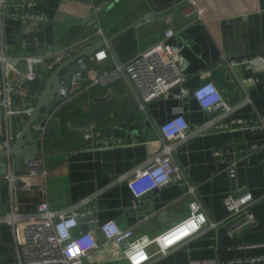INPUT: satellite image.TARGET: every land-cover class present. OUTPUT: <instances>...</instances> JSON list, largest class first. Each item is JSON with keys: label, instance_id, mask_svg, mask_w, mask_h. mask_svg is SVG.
<instances>
[{"label": "crops", "instance_id": "crops-1", "mask_svg": "<svg viewBox=\"0 0 264 264\" xmlns=\"http://www.w3.org/2000/svg\"><path fill=\"white\" fill-rule=\"evenodd\" d=\"M33 1L44 22L16 20L7 13L0 17L2 50L10 60L19 61L21 73L28 57L54 55L77 43L82 49L139 18L175 7L144 20L112 43L124 65L161 41L166 30H173L175 36L167 44H186L178 62L184 83L142 110L123 79L106 86L91 85V79L118 65L115 59L108 57L91 66L83 89L62 106L55 105L48 118L36 121V126L44 128L40 143L32 129L45 160V179L19 175L25 186H13L11 193L0 179V217L9 214L12 205L18 213L29 214L46 202L53 212L76 215L79 226L74 235L87 231L95 236L99 247L84 264H128L123 255L126 244H104L99 232L102 224L112 221L120 229H130L134 239H154L186 219L196 199L208 223L217 227L204 225L163 256L158 255L157 244L151 245L147 264H251L264 258V132L240 129L239 124L253 125L258 114L264 115V69L227 66L229 60L264 53V0H193L194 5L186 0ZM205 83L219 89L234 109L231 114L222 117L198 106L191 93ZM181 90L189 96L179 99ZM26 95V91L18 93L21 100ZM19 107L14 103L12 109ZM178 114L189 126L187 138L169 145L184 180L135 198L122 177L161 155L159 129ZM16 117L6 120L0 106V151L19 131L13 126ZM210 122L214 123L204 133L196 132ZM87 134L92 138L85 139ZM231 165L234 177L229 175ZM11 166L14 174L13 159ZM246 195L253 198L254 225L229 218L224 205L228 197ZM229 228L234 230L233 237L228 235ZM0 264H15L11 228L3 223Z\"/></svg>", "mask_w": 264, "mask_h": 264}, {"label": "built area", "instance_id": "built-area-1", "mask_svg": "<svg viewBox=\"0 0 264 264\" xmlns=\"http://www.w3.org/2000/svg\"><path fill=\"white\" fill-rule=\"evenodd\" d=\"M186 1L190 5H194L193 0ZM2 13H7L8 17L16 20L45 21V17L36 11L33 0H0V17ZM196 14L200 16L198 11ZM174 36L173 30H166L163 39L152 48L137 53L126 64L116 65L113 70L94 77L91 79V85L106 86L123 79L130 90L135 92L139 108L145 110L151 102L169 94L184 83V76L178 62L179 54L184 50L186 44L182 43L179 47L168 45L167 40ZM80 45L81 43H77L54 55L28 57L24 59V72L21 73L18 68L19 61L7 58L0 44V64L3 67V82L0 84L2 106H0L4 109L5 119L7 120L13 115L27 118L33 109V106L24 103V100H21L20 109H12L14 106L13 96L18 95L22 80L32 81L35 78H41L40 75L44 71L45 73L53 72L64 61L65 56L71 51L79 49ZM108 57H111L108 48L102 49L90 58V62L100 63L107 60ZM77 66V73L72 75L68 86L59 90L56 100L65 102L83 89L82 83L86 81L87 66L83 60H79ZM227 66L230 69L241 66L246 70L264 69V53L253 57L229 60ZM11 75L14 76V80H8ZM188 96L187 91L181 90L178 98L184 99ZM191 96L202 110L209 113H220L222 117H225L234 110L225 103L221 92L213 83L201 85L191 93ZM213 123L204 125V130L197 128L196 132L204 133ZM239 124L240 129L264 132V115L258 114L257 121L253 125L251 123L249 125ZM33 128L37 132L40 143L44 128L35 124ZM188 130L189 126L181 114L174 116L160 127V141L163 144L161 155L152 159L144 167L134 169L122 177L126 179L127 186L135 198H141L154 189L184 180L181 170L174 163L173 149L169 143L184 141L187 138ZM91 138V134L85 135V139ZM7 166L6 174L0 176V179L7 183L8 191L11 193L14 180L21 179V176H14L10 162H7ZM24 175L30 178L45 179L47 171L44 157L39 154L25 159ZM229 175L230 177L235 175L233 165L229 169ZM188 191L194 195V190L191 187L188 188ZM252 204L253 198L250 195L238 199L228 197L224 203L229 218L242 222L244 225L255 224V217L250 212ZM208 222L201 205L194 199L190 204V215L154 239L146 237L134 239L130 229H120L112 221L102 224L99 232L103 237L104 244L112 243L117 247L126 244L123 255L128 264H147L150 260L147 254L148 247L157 244L158 255H166L180 242L197 234L204 225L208 224L211 229L217 227V224ZM0 223L11 228L15 248V264H84V259L99 247L92 233L73 234L79 226L75 214L53 212L46 202L40 204L35 212L29 214L18 213L12 205L9 214L0 217ZM233 234L234 230L229 228L228 235L233 237ZM249 263L261 264L264 263V258L253 259Z\"/></svg>", "mask_w": 264, "mask_h": 264}, {"label": "water", "instance_id": "water-1", "mask_svg": "<svg viewBox=\"0 0 264 264\" xmlns=\"http://www.w3.org/2000/svg\"><path fill=\"white\" fill-rule=\"evenodd\" d=\"M174 8L175 7H171L160 12L148 14L146 17L137 19L109 38L101 39L87 47L82 48L76 55H67L65 60L47 77L35 78L32 81L24 79L20 86V91H26L27 95L35 100V105L20 130L16 133L14 139L9 140L4 149L0 151V176H4L6 174L8 167L7 162L11 163L12 159L14 174L17 176L23 175L24 160L40 154L36 139L32 133L33 126L39 118L45 119L48 117L59 90L68 86L72 75L77 73L78 66L76 65V62L78 60L89 59L95 53L100 52L104 47H108L110 55L113 59H115L117 64L120 65V60L113 47V40L121 34L131 30L144 20L165 14ZM5 184L7 185L6 182ZM13 185L16 188H23L25 186L20 178H16ZM3 187L7 188L8 185ZM83 233H87V231H83Z\"/></svg>", "mask_w": 264, "mask_h": 264}, {"label": "trees", "instance_id": "trees-1", "mask_svg": "<svg viewBox=\"0 0 264 264\" xmlns=\"http://www.w3.org/2000/svg\"><path fill=\"white\" fill-rule=\"evenodd\" d=\"M131 30H129L127 33H129ZM108 48V47H107ZM80 49V48H79ZM81 51V49L80 50H78V51H71L70 53H68L67 55H71V56H74V55H76L77 53H79ZM108 53H109V48H108ZM110 54V53H109ZM66 55V56H67ZM66 56H65V58H66ZM111 56V55H110ZM112 57V56H111ZM112 59H113V57H112ZM65 60V59H64ZM80 60H83V61H85V63H86V66H87V70H86V72L90 69V67L92 66H94V65H96L97 63H91L90 62V58L89 59H80ZM79 61V60H78ZM77 61V62H78ZM77 62H76V65H77ZM59 66V65H58ZM57 66V67H58ZM56 67V68H57ZM55 68V69H56ZM113 68H107L106 70H105V72H108V71H111ZM85 72V73H86ZM52 73V72H51ZM51 73H47L46 75H44V74H42V75H40L41 77H47L48 75H50ZM23 81V80H22ZM57 96V95H56ZM67 101H58V100H55V103H54V105L52 106V108H51V111H52V109H53V107L55 106V105H57V106H62L63 104H65ZM13 103H15L16 104V106L18 105V106H21V98L18 96V95H14L13 96ZM24 103H30L32 106H34L35 105V100L33 99V98H31V97H29L28 95H26V97L24 98ZM52 113H49V115H48V117L51 115ZM47 117V118H48ZM25 120L26 121V117H24V116H19V117H16L14 120H13V126L15 127V129L16 130H20V128L22 127V123H23V121ZM236 222H237V220H235ZM235 221L233 222V223H235ZM261 264H264V263H261Z\"/></svg>", "mask_w": 264, "mask_h": 264}, {"label": "rangeland", "instance_id": "rangeland-1", "mask_svg": "<svg viewBox=\"0 0 264 264\" xmlns=\"http://www.w3.org/2000/svg\"><path fill=\"white\" fill-rule=\"evenodd\" d=\"M2 104V102L0 103V105ZM2 106V105H1Z\"/></svg>", "mask_w": 264, "mask_h": 264}]
</instances>
